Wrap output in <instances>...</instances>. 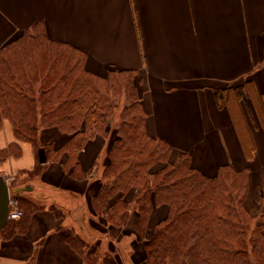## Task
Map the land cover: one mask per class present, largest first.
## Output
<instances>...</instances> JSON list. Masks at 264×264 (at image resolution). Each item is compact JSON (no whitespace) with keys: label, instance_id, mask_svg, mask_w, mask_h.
Returning <instances> with one entry per match:
<instances>
[{"label":"crops","instance_id":"1","mask_svg":"<svg viewBox=\"0 0 264 264\" xmlns=\"http://www.w3.org/2000/svg\"><path fill=\"white\" fill-rule=\"evenodd\" d=\"M41 25L49 39L85 52L91 73H137L147 132L171 146L172 163L192 153L208 175L225 165L248 168L251 195L252 164L264 157V0H0V48ZM233 87H242L247 102L233 91L219 99L217 92ZM92 143L79 156L84 170L101 157L103 147ZM63 160L47 162L55 165L29 182L40 184L25 198L40 207L39 197H51V207L76 214L98 193L100 167L77 179L64 173ZM36 163L27 149L14 165L19 173ZM51 207L36 210L27 231L8 241L27 245L21 260L11 247L4 254L5 246L0 264H25L34 254L36 264H85L66 241L72 226Z\"/></svg>","mask_w":264,"mask_h":264},{"label":"trees","instance_id":"2","mask_svg":"<svg viewBox=\"0 0 264 264\" xmlns=\"http://www.w3.org/2000/svg\"><path fill=\"white\" fill-rule=\"evenodd\" d=\"M86 61L85 52L49 39L42 25L36 33L27 30L9 39L0 48V129L9 119L18 142L34 143L38 123L55 127L69 138L60 146L49 145L53 150L46 146L47 160L61 162L65 158L62 165L71 176L92 177L94 166L84 170L79 155L90 140L109 133L108 125L116 115L115 100L125 96L108 152L110 161L96 179L100 182L92 198L94 208L104 210L111 224L125 225L131 209L126 197L135 190L136 227L141 236L148 229L154 207L167 208L166 217L146 242V264H264V225L255 222L245 204L250 170L225 165L208 175L195 166L192 153H184L172 163L171 146L147 132L137 73L111 71L103 77L88 71ZM46 68L45 76L42 71ZM38 79L43 82L40 88ZM225 91H233L247 102L242 87L217 92L219 99ZM247 149L252 159L255 148L251 140ZM4 150L1 156L8 154ZM156 163L162 167L151 171ZM14 197L23 204V218L11 220L10 225L13 232L25 231L40 207L22 193ZM59 210L54 211L61 219ZM65 238L87 259L82 238L72 233ZM105 262L120 264L117 257ZM25 264H36V254Z\"/></svg>","mask_w":264,"mask_h":264},{"label":"rangeland","instance_id":"3","mask_svg":"<svg viewBox=\"0 0 264 264\" xmlns=\"http://www.w3.org/2000/svg\"><path fill=\"white\" fill-rule=\"evenodd\" d=\"M42 73H44V75L46 76L48 73V69L47 68L43 69ZM36 81H37V87L40 88V84L42 82L41 79H38ZM125 104H126L125 96L122 97V99L120 100H115L116 115H114V117L111 119L108 125L109 133L105 135V137L96 136L94 139L90 140V142L92 141L94 142L92 143L93 147L95 146L103 147L100 154L101 157L99 161L95 163V165L97 166L94 167L93 170L94 172L96 171V169H98V167H100L99 171L101 170L103 171L102 168L110 161L108 157V152L113 147L114 138L116 136L115 132L119 123V116ZM14 130L15 128L13 127V124L9 119L5 120V122L2 123V127L0 129V153L2 154V150L6 149L8 151V154L3 156L0 155V174L9 184L11 191L24 186L25 187L30 186L31 188H33L32 191L16 192V193H22L23 197L25 198L26 196L29 197L34 195L33 194L34 189H36L37 186L39 187L40 184L33 182L34 184H37V186L34 187V185H30L31 183L30 181H35L37 178H39V175H41L40 177H42V175L45 174L47 170L49 171V169L53 165H55L52 163H48V164L45 163V164H41L43 166L40 169L37 168V165L40 164L38 160V151L40 149L39 147L44 148L47 154L46 146L50 147V149L53 150L54 144L55 145L58 144V146H60L62 143L67 141L69 136L66 134H62L55 127H48L46 125H42V123H38L37 141H35L34 143L28 140L18 142L16 136L14 135ZM14 143H17L18 146L20 145L19 148L21 147V149H18ZM51 144L53 148L49 146ZM86 146L87 145H85V147ZM37 147L39 149H37ZM27 149L30 152L32 160L34 159L37 160V163L35 165V168H31L30 170H26L24 172L20 171L18 173L17 167H15L14 162L17 161V159L23 158V156L25 155V151ZM19 151H20V155L16 156V153H19ZM48 152H50V150H48ZM47 162L49 161L47 160ZM252 165L254 172H256L255 177L257 179L256 180L257 183L254 182L251 195L249 196V193H247L245 204L247 209L255 217V222L258 221L259 223H261V225H264V179L259 178V175H263L264 177L263 155L261 154L257 158L256 162ZM161 167L162 166H160V163L158 164L156 163L154 167L151 168V171H157ZM34 169H38V172L36 173L34 172L32 175H30V172H33ZM64 173L68 175V173H66L65 171ZM249 188H250V181H249ZM16 193L12 192L11 197H14ZM135 193L136 191L133 190L131 196L128 195V197H126V199L130 203L129 204L131 208L130 216L126 224L121 226H117L116 224L113 223L111 224V221L108 220L106 212L104 210L97 211L95 209L96 206L92 204V202L91 205L89 204V206L84 205L83 207L85 209L76 214H72V213L70 214V212L63 209L65 208L64 206L57 205L56 203L52 204L53 211L55 210L54 208L58 210L60 209L59 211L63 216L62 218H64L63 220L68 221V224L72 226L70 233L76 234L77 236L82 238L85 242L84 245H87V248H85L84 250L88 255L87 259H85V264H107L105 262V259L111 261V260H115V257L118 258L120 264H146L145 262L146 242L151 238L157 223L166 217L167 208L165 206L154 207L148 229L146 233H144L143 236H141L136 227L138 214L135 211L137 209ZM60 196L65 197L66 194L63 193ZM39 198L40 199L38 200L41 202L40 207L45 206L46 208H49V206L51 207V203L54 199L51 197L48 198L47 196L43 197V199L42 196ZM132 198H133V202H131ZM13 200L14 198H12L11 201ZM18 205H19L18 208L22 210L23 204L20 203ZM109 206L110 205L107 206L106 208L107 210ZM88 208L89 210H86ZM22 218L23 215L21 216V219ZM10 221L11 220H9V223L6 225V227L0 231V252L2 251V248L6 246L4 254L9 253V247H11V253L16 255L18 259L21 260V257L23 256L22 254L24 253V249L26 248L27 245L23 242H16V243L15 241L10 243L8 242L15 235V231L14 232L12 231ZM16 247H18L19 249L15 251ZM104 254H110V255L107 256L106 258L103 257ZM30 256L31 255L29 254L28 257Z\"/></svg>","mask_w":264,"mask_h":264},{"label":"water","instance_id":"4","mask_svg":"<svg viewBox=\"0 0 264 264\" xmlns=\"http://www.w3.org/2000/svg\"><path fill=\"white\" fill-rule=\"evenodd\" d=\"M38 160L40 164L47 163V154L44 148H40L38 151ZM32 191L29 187H20L11 191L9 184L4 177L0 175V231L3 230L9 223V211H10V194L16 192Z\"/></svg>","mask_w":264,"mask_h":264},{"label":"built area","instance_id":"5","mask_svg":"<svg viewBox=\"0 0 264 264\" xmlns=\"http://www.w3.org/2000/svg\"><path fill=\"white\" fill-rule=\"evenodd\" d=\"M11 206H12V212H11L10 217L12 219H19V218H21L22 211L18 208L19 207L18 201H16V200L11 201Z\"/></svg>","mask_w":264,"mask_h":264}]
</instances>
